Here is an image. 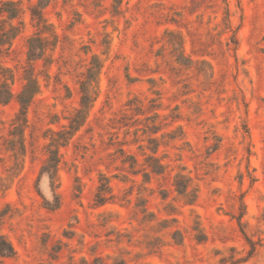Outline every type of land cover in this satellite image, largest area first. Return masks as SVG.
I'll list each match as a JSON object with an SVG mask.
<instances>
[{"label": "rangeland", "instance_id": "rangeland-1", "mask_svg": "<svg viewBox=\"0 0 264 264\" xmlns=\"http://www.w3.org/2000/svg\"><path fill=\"white\" fill-rule=\"evenodd\" d=\"M35 2L0 0V85L37 87L0 102V264H264V0Z\"/></svg>", "mask_w": 264, "mask_h": 264}, {"label": "trees", "instance_id": "trees-1", "mask_svg": "<svg viewBox=\"0 0 264 264\" xmlns=\"http://www.w3.org/2000/svg\"><path fill=\"white\" fill-rule=\"evenodd\" d=\"M51 0H36L33 7L30 9V13L33 19L36 20L37 24H42L44 22L43 17V9L50 3ZM118 3V2H117ZM15 11H11V17H15ZM45 43L40 35H33L28 39L27 44V60L34 61L40 59L44 53ZM26 83L23 85L22 89L14 95L12 90L7 87L5 84L0 85V102L7 103L9 102L14 96L16 97L18 103L21 106V114L24 116L26 115L27 107L33 98L34 94L37 91L36 87V80L34 79L32 73H26ZM91 81H93L91 79ZM91 98V91L90 87L86 83H82L81 86V101L80 103L83 106H88L89 101ZM153 163H150L151 171L157 174L162 173L163 166L162 164L156 159L151 157ZM59 162L58 159V149H50L49 156L46 162L41 166L40 173H47L50 179H53L54 172L56 170L57 164ZM176 188L179 193H185L187 191V183L186 180L182 177L176 182ZM46 206L48 208H56L58 205V196L53 194V201L49 202L48 200L45 201ZM14 254V249L10 242H8L4 237L0 236V256L2 257H11Z\"/></svg>", "mask_w": 264, "mask_h": 264}, {"label": "clouds", "instance_id": "clouds-1", "mask_svg": "<svg viewBox=\"0 0 264 264\" xmlns=\"http://www.w3.org/2000/svg\"><path fill=\"white\" fill-rule=\"evenodd\" d=\"M51 183H52V180L50 179L49 175L47 173H44L39 187H40L41 192L43 193V196L49 202L53 200V192L50 187Z\"/></svg>", "mask_w": 264, "mask_h": 264}]
</instances>
